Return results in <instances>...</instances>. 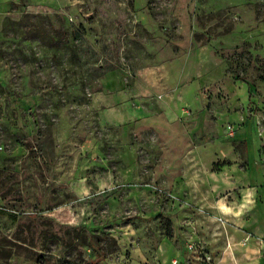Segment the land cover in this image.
<instances>
[{"label": "rangeland", "instance_id": "374dc122", "mask_svg": "<svg viewBox=\"0 0 264 264\" xmlns=\"http://www.w3.org/2000/svg\"><path fill=\"white\" fill-rule=\"evenodd\" d=\"M236 259L264 264V0H0V264Z\"/></svg>", "mask_w": 264, "mask_h": 264}, {"label": "crops", "instance_id": "0c3cea01", "mask_svg": "<svg viewBox=\"0 0 264 264\" xmlns=\"http://www.w3.org/2000/svg\"><path fill=\"white\" fill-rule=\"evenodd\" d=\"M230 208H231L230 206H226V209H224V212H228ZM230 212H232V211H230ZM232 214H237L238 215L240 213H232ZM236 251H237V249H236ZM243 261H244V259H243ZM243 261H239V259H236L233 262H229V263H227V262H220V263H217V264H242ZM246 264H261V260L256 259V260H253L252 263H246Z\"/></svg>", "mask_w": 264, "mask_h": 264}]
</instances>
